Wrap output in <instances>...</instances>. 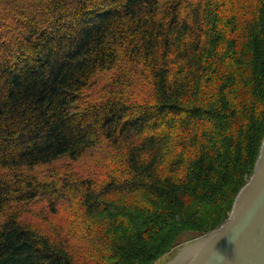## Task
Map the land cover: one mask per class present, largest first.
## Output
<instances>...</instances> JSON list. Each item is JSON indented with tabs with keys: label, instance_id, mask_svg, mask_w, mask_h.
<instances>
[{
	"label": "trees",
	"instance_id": "trees-1",
	"mask_svg": "<svg viewBox=\"0 0 264 264\" xmlns=\"http://www.w3.org/2000/svg\"><path fill=\"white\" fill-rule=\"evenodd\" d=\"M263 137L264 0H0V264H153Z\"/></svg>",
	"mask_w": 264,
	"mask_h": 264
},
{
	"label": "water",
	"instance_id": "water-1",
	"mask_svg": "<svg viewBox=\"0 0 264 264\" xmlns=\"http://www.w3.org/2000/svg\"><path fill=\"white\" fill-rule=\"evenodd\" d=\"M153 264H264V137L225 222L205 234L182 233Z\"/></svg>",
	"mask_w": 264,
	"mask_h": 264
},
{
	"label": "rangeland",
	"instance_id": "rangeland-1",
	"mask_svg": "<svg viewBox=\"0 0 264 264\" xmlns=\"http://www.w3.org/2000/svg\"><path fill=\"white\" fill-rule=\"evenodd\" d=\"M72 212L71 210L68 212L66 207L64 205L59 206L58 208V213L55 216H50L48 218V221L45 222L41 220L40 218V213L37 212L36 210H32V216L31 219H33V222L36 223V221H39L37 224L41 228L45 229L48 232H51L52 227L55 229L63 228L61 233L64 232L66 225L68 224V221L72 217L70 214ZM76 242L78 241L77 239L75 240Z\"/></svg>",
	"mask_w": 264,
	"mask_h": 264
}]
</instances>
